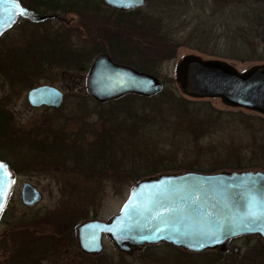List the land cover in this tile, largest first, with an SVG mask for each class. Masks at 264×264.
<instances>
[{"label": "rangeland", "instance_id": "1", "mask_svg": "<svg viewBox=\"0 0 264 264\" xmlns=\"http://www.w3.org/2000/svg\"><path fill=\"white\" fill-rule=\"evenodd\" d=\"M22 2L31 5L29 0ZM225 2L215 8L206 0H146L145 7L134 17L140 35L146 37L142 41L146 44L155 40L161 51L139 58H150L156 63V77L164 88L151 99L128 96L131 98L119 103L120 108L93 103L85 91L83 72L69 71L62 57L58 68L44 72L45 64L27 54L20 60L2 54L0 107L11 113L13 120L10 130L0 129V160L16 176L8 207L14 229L32 225L45 234L49 227L53 235L56 229L65 228L61 223L68 218L76 224L90 219L108 221L119 213L135 184L133 173L140 169L152 167L160 170L158 174H178L192 165L209 170L238 163L246 165L241 170L264 172V118L244 109L228 108L219 99H189L175 82L176 64L188 55L203 60L219 59L240 72L264 65V44L259 41L264 26L263 0ZM87 3L95 5L100 0ZM116 15L105 8L89 16L67 15V20L72 19L73 23L65 29L75 34L68 45L73 43L86 51L95 45L103 48L104 41L100 43L98 38L104 28L102 22ZM18 25L0 41V48L23 50L41 41L37 33L40 28L52 32L57 27L56 23L36 29ZM139 65L144 66L140 61ZM41 84L53 85L63 93L58 109L28 107L27 91ZM118 108L127 115L132 113L133 122L127 120V123L133 130L129 131L127 126L117 129L114 152L108 155L106 151L98 163L93 159V143L105 131L113 130ZM41 131L45 133L42 135ZM55 133L67 141L70 137L65 145L70 147L72 157L63 159L59 152L49 157L47 151L45 156L44 150L37 153L41 145L50 148ZM73 139H78L76 145L72 144ZM32 142L36 151L31 148ZM105 142L106 147L111 143L110 139ZM24 184L35 187L41 194V200L32 208L24 207L20 201ZM21 232L12 234V245L25 243L29 238L28 233ZM21 234L25 236L23 239ZM107 243L110 242L103 241L100 258L114 264H264V244L257 237H240L228 243L224 252L213 250L201 254L159 244L121 255Z\"/></svg>", "mask_w": 264, "mask_h": 264}, {"label": "water", "instance_id": "2", "mask_svg": "<svg viewBox=\"0 0 264 264\" xmlns=\"http://www.w3.org/2000/svg\"><path fill=\"white\" fill-rule=\"evenodd\" d=\"M103 2L120 11L143 5V0ZM18 17L39 22L48 16L33 15L14 0H0V36ZM260 42L264 43V27ZM176 82L190 98L219 99L228 108L264 116V65L239 73L224 61L188 55L177 65ZM161 90L156 77L115 66L104 56L95 59L87 77V93L99 104L126 95L151 98ZM62 97L56 89L44 86L30 90L26 101L32 109L57 108ZM14 182V175L0 162V214ZM20 198L25 206L32 207L40 200V194L24 185ZM101 234L124 254L159 243L193 254L224 251L229 240L243 236L259 237L264 243V174L189 172L142 180L131 189L118 215L107 223L93 220L78 228L79 243L96 249H100ZM237 251L233 249L234 253Z\"/></svg>", "mask_w": 264, "mask_h": 264}, {"label": "flooded vegetation", "instance_id": "3", "mask_svg": "<svg viewBox=\"0 0 264 264\" xmlns=\"http://www.w3.org/2000/svg\"><path fill=\"white\" fill-rule=\"evenodd\" d=\"M14 1H16L21 8L27 10L28 12H31L33 15L39 17H48L39 22H31L28 19H22L18 17L14 25H12L11 28H9L4 34L0 36V41L4 39L11 31L17 29L19 27V23L20 26L25 25L30 29L46 27L52 23H56L57 27H54V30L51 29L52 32L48 31L47 28H40L39 32L37 33L41 35V41H36L33 45H28L23 50H10L6 47L3 49L0 48V58L4 53L7 58H15L20 60L22 57L24 59V55L27 54V56L33 58L34 60H37V62L41 61L40 64H45V66L42 67V70L44 69V72H47L49 70L58 68L57 65L59 64V61L62 57L61 61H63L67 65V67H69V71H77L79 73L83 72V75H85L86 94L87 77L90 68L93 65L95 59L99 56L106 57L115 66L127 68L139 73L156 77V71L154 70V68L156 67V63L153 62L150 58H144L145 60H140L139 58L140 55H150L153 52L161 51L157 46L155 40L151 43L146 42V44L142 41L146 37L140 35V29L138 30L139 25L138 22H136L137 19H135L134 17L138 16L137 13H139V11L145 7L146 0H143L142 7L135 8L129 11H120L114 8H110L105 5L103 0H100V3H97L95 5L88 4V0H29L31 2L30 6L24 5L22 0ZM209 1L212 2L210 6L215 8L219 6V3H226V0H221V2H219L220 0H206V2ZM227 1L229 2V0ZM231 1L234 2L235 0ZM241 1H245L246 3L255 2V0ZM104 8L108 9L111 12L117 13L114 18H110L108 19L109 21L106 20L105 22H102V25L104 26L102 34L100 36L102 38H98L99 42L100 40L102 42L104 41V47L98 48V46L95 45L94 47L88 48V51H86L85 47H80L82 48L80 49L74 46L73 43L72 45H68L71 38H73L72 35L75 34H73L70 29H65L69 28L73 23V20H67L66 16L71 14L80 16L82 13L89 16L90 14L97 13V11H100ZM122 16H124V18H122ZM131 17H133V20H129ZM61 30L63 31V33L61 32ZM77 50L82 51L79 52ZM83 51L84 53H82ZM139 61L144 64V66H140ZM178 63L176 64V68ZM6 66L5 69L8 67ZM14 70L15 68L13 69V71ZM157 79L159 80V78ZM159 82L163 86L162 81L159 80ZM44 86L54 88L57 91L61 92L58 88L50 84H41L32 88H39ZM177 86L180 89L178 84ZM62 96L63 102V93ZM87 97L98 106H104L107 104L113 105L114 103H117L119 101L115 100L99 104L91 99L88 94ZM42 131L40 132L41 134ZM51 140H53V138ZM260 172L264 173L263 171ZM150 177L151 176H147L141 179ZM139 180L134 181L135 184ZM10 199L11 197L8 199L5 209L0 216V228L3 226V230L0 229V264H114L110 260H103L100 258L104 251L103 241H109L104 236L100 237V249H96L94 248V246H91L89 244L82 245L79 243L78 228L81 225L91 221L92 219L84 220L77 224L74 222L75 220H72V218L65 219L61 223L65 225V228L63 229V227H61L60 229H56L53 235H50L52 234V229L49 230V227H46L47 232H45V234H43L44 232L41 229L39 230L37 228L38 226L33 227L32 225H19L16 226V229H14L10 225L11 221L8 218V207L10 205ZM17 230L20 232L22 231L21 233H28L29 238L25 243H15L12 245L10 243V238L12 234H14ZM21 235L23 239V237L25 236H23V234ZM107 244L115 249L119 254L124 255L123 253L119 252L111 242Z\"/></svg>", "mask_w": 264, "mask_h": 264}, {"label": "trees", "instance_id": "4", "mask_svg": "<svg viewBox=\"0 0 264 264\" xmlns=\"http://www.w3.org/2000/svg\"><path fill=\"white\" fill-rule=\"evenodd\" d=\"M130 98L131 97H128V96L124 97L123 99H120L117 103H114L113 105H117L120 108V104L119 103H121V102H123V101H125L127 99H130ZM134 98H136V97H134ZM177 100H180V99H177ZM192 102H196V101H192ZM209 110L211 111V113H215L214 110H212V109H209ZM203 113L206 114L207 112L203 111ZM116 114H117V116L115 117L116 118V120H115L116 125L114 127L115 129L113 128L112 131H105L107 136H106V134H104L103 137H100L99 139L96 140L95 143H93L94 148H93L92 154H94V156H95L93 159H95V161L98 162V163H100V159H101V157L103 156V154L106 151H108V155L112 154L114 152V150L116 148V143H117V141H116V136H117L116 131H117V129H119V128L123 129V128H125L127 126L129 131L133 130L132 125H129L127 123V120H130L131 122H133L132 118H131L132 117V115H131L132 113L128 112V115H127L126 112H124V111L119 109V113L116 112ZM197 114H200V111H198ZM210 117H212V116H210ZM204 119L207 120L206 116H204ZM12 120H13V118H12L11 113L5 112L3 110V108L0 107V129L3 130V131L10 130L11 129L10 126H11ZM118 120L120 122H118ZM193 126L197 127V125H193ZM188 130H189V128H188ZM55 134L56 135L53 136V142L54 143L52 142L51 144H49V146H50L49 149H46V148H48L47 146L41 145L42 147L39 146V149H40L39 150L33 144V142H32L33 145H31V148H34L35 151L37 149L38 150L37 153L44 150L45 153L44 152L43 153L45 154V156H46V151H47L49 153V157L56 156L57 152H59V155L63 154V159H65L67 157H70V156L72 157V152L70 150H68V149H70V147L65 145L68 141L71 140L70 137H69V140L67 141V140L64 139L63 136L59 137V135H58L59 133L58 134L55 133ZM111 136H113V137H111ZM34 137H36V135ZM45 139H46V137H45ZM78 139H73L71 141L72 144L76 145L77 142H78ZM107 139H110V141H111V143H110V145L108 147L105 146V143H106L105 141H107ZM31 140H33V139H31ZM114 142H116V143H114ZM117 149H118L119 152L122 151L121 150V146H117ZM88 164L91 165V163H88ZM108 166L112 167V164H108ZM245 166L246 165H244V164H238V163L234 164L233 163V164H230V165L217 166L218 168H214L213 167V168H210L209 170H206V169L198 167L197 165H192V166H189L187 171H193V172H199V173H215V172L222 171V170H225V169L232 170V171L241 170V169H245L246 168ZM141 170L142 169L137 170V171H135L133 173V176H134L133 180L134 181H137V180H139L141 178H144V177H147V176L155 175V174L160 172L159 169L156 170V168H152V167H149V169L146 168L145 171H141Z\"/></svg>", "mask_w": 264, "mask_h": 264}]
</instances>
